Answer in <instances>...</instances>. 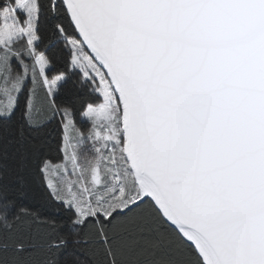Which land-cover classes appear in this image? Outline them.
Returning <instances> with one entry per match:
<instances>
[{
  "label": "snow or ice",
  "instance_id": "snow-or-ice-1",
  "mask_svg": "<svg viewBox=\"0 0 264 264\" xmlns=\"http://www.w3.org/2000/svg\"><path fill=\"white\" fill-rule=\"evenodd\" d=\"M0 264H264V0H0Z\"/></svg>",
  "mask_w": 264,
  "mask_h": 264
}]
</instances>
